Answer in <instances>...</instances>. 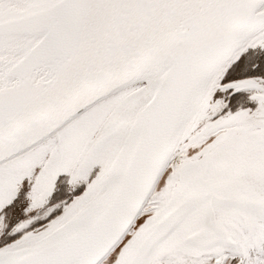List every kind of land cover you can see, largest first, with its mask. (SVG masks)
I'll use <instances>...</instances> for the list:
<instances>
[{
  "label": "snow or ice",
  "instance_id": "obj_1",
  "mask_svg": "<svg viewBox=\"0 0 264 264\" xmlns=\"http://www.w3.org/2000/svg\"><path fill=\"white\" fill-rule=\"evenodd\" d=\"M0 264H264V0H0Z\"/></svg>",
  "mask_w": 264,
  "mask_h": 264
}]
</instances>
